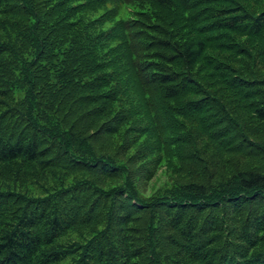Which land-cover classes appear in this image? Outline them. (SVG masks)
<instances>
[{"label": "trees", "instance_id": "obj_1", "mask_svg": "<svg viewBox=\"0 0 264 264\" xmlns=\"http://www.w3.org/2000/svg\"><path fill=\"white\" fill-rule=\"evenodd\" d=\"M0 264H264V0H0Z\"/></svg>", "mask_w": 264, "mask_h": 264}, {"label": "rangeland", "instance_id": "obj_2", "mask_svg": "<svg viewBox=\"0 0 264 264\" xmlns=\"http://www.w3.org/2000/svg\"><path fill=\"white\" fill-rule=\"evenodd\" d=\"M170 177L171 175L165 172V170H163V167H162L160 172L157 174V176L150 182L148 186V191L155 190L156 188L160 187Z\"/></svg>", "mask_w": 264, "mask_h": 264}]
</instances>
